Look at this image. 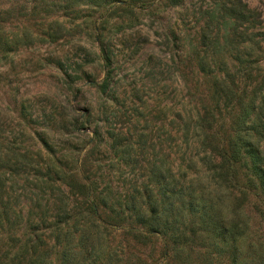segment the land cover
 Returning <instances> with one entry per match:
<instances>
[{"label":"rangeland","instance_id":"1","mask_svg":"<svg viewBox=\"0 0 264 264\" xmlns=\"http://www.w3.org/2000/svg\"><path fill=\"white\" fill-rule=\"evenodd\" d=\"M10 1L29 13L37 7L7 22L6 34L19 41L0 61V147L10 164L22 159L5 175L14 208L31 209L35 219L48 214L37 174L53 160L76 171L75 160L89 152V170L100 186L112 184L122 196L151 188V170L160 166V184L174 178L183 187L191 180L197 196L223 213L240 205L247 231L239 259L264 264V195L247 189L243 168L235 185L224 186L211 173L215 156L208 146L205 155L195 137L189 147L182 141L185 126L216 103L213 78L203 77L201 67L227 66L230 74L247 67L248 77L237 83L239 92L245 85L244 96L264 76V0H111L100 7L88 0ZM50 3L55 5L49 12L37 11ZM235 11L245 18L235 20ZM96 126L123 133L130 148H113L106 135L95 144ZM217 145L212 137L210 146ZM111 237L116 252L133 261L163 259L160 240ZM204 251L199 245L192 249V263H200ZM225 252L215 264L229 263L230 247Z\"/></svg>","mask_w":264,"mask_h":264},{"label":"trees","instance_id":"2","mask_svg":"<svg viewBox=\"0 0 264 264\" xmlns=\"http://www.w3.org/2000/svg\"><path fill=\"white\" fill-rule=\"evenodd\" d=\"M104 2L112 4L111 0H88L97 7ZM48 5L37 11L49 12L50 5L55 4ZM36 8L32 6L29 13L27 7L0 0V61L19 41L17 36L6 34L7 22L26 18ZM234 13L235 20L245 18L241 11ZM235 60L241 63L240 56ZM200 71L203 77L213 78L216 103L203 108L193 124L185 126L182 141L189 147L195 137L205 155L208 146L209 154L215 156L210 159L211 173L221 179L224 186L226 183L235 185L236 171L243 168L247 173V189L264 195V76L244 96L245 85L239 92L237 83L248 77L247 67L242 66L233 74L227 66L224 70L201 67ZM216 111L221 112L217 115L219 118H215ZM225 121L226 131L223 130ZM92 131L95 144L106 135L112 140L113 148L123 149L125 146L123 151L130 148L122 138L123 133L103 132L97 126ZM212 137L218 140L217 146H210ZM48 153L54 158V154ZM21 161L15 157L10 164L4 158L3 146L0 147V242L6 240L3 247L0 244V264H175L177 258L181 263H188L191 251L197 245L207 253L201 254L204 258L198 264H215L216 257L226 253L227 247H230L228 264H242L239 243L246 235L247 227L241 218L240 205L228 213L219 208L214 210L213 202L197 196L191 180L183 187H179L174 178L169 183L160 184L163 179L161 167L155 166L151 170L155 181L151 188L146 186L140 196H122L120 190L115 192L117 188L112 184L100 186V178L89 170L93 162L89 152L75 160L76 171L66 170L53 160L41 166L37 174L45 193L41 205L48 214L41 212L35 219L31 209L24 211V206L14 208L6 186L5 175L14 172ZM54 186L56 192L52 189ZM113 233L131 235L145 242L162 241L163 259H152L148 263L125 257L122 250L117 253L110 245ZM196 237L200 238L199 244H196ZM4 246L7 247L6 253ZM191 264L194 263L191 261Z\"/></svg>","mask_w":264,"mask_h":264}]
</instances>
